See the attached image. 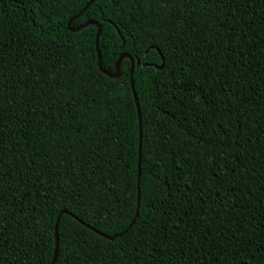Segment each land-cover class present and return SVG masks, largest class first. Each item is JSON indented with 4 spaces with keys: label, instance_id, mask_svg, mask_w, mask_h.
<instances>
[{
    "label": "trees",
    "instance_id": "obj_1",
    "mask_svg": "<svg viewBox=\"0 0 264 264\" xmlns=\"http://www.w3.org/2000/svg\"><path fill=\"white\" fill-rule=\"evenodd\" d=\"M89 0H0V264L67 209L138 207L131 59ZM136 62L139 213H70L54 264H264V0H95ZM161 52H160V51ZM162 68L157 67L163 62Z\"/></svg>",
    "mask_w": 264,
    "mask_h": 264
},
{
    "label": "water",
    "instance_id": "obj_2",
    "mask_svg": "<svg viewBox=\"0 0 264 264\" xmlns=\"http://www.w3.org/2000/svg\"><path fill=\"white\" fill-rule=\"evenodd\" d=\"M95 0H89L86 5L76 14L74 15L73 17L70 18L69 22H68V25L70 27V29H73V30H78L90 23H94V24H97L98 25V30H97V33H96V44H97V50H98V55H99V59H98V65L99 67L107 74H109L110 76L112 77H118L120 75V66H121V61H122V58L127 56L131 59V62H132V66H131V84H132V87H133V91H134V95H135V98H136V101H137V106H138V110H139V119H140V129H141V110H140V104H139V101H138V96H137V93L135 91V88H134V80H133V73H134V69H135V65H136V62H135V59L134 57L129 54V53H122L120 55V57L118 58V61L116 63V70L114 72H111L109 70H106L103 68L102 66V61H101V52H100V48H99V38H100V34H101V25L100 23H98V21L96 20H88L86 22H84L83 24L77 26V27H72L71 24L73 22V20L78 16L80 15L86 8H88ZM160 51V50H159ZM161 52V51H160ZM164 66V56H163V62L160 64V65H157V67L159 68H162ZM141 154H142V136H141V130H140V142H139V177H138V207H137V212H136V216L134 217L132 223L123 231L121 232H117V233H114V234H107V233H104L98 229H96L95 227H93L92 225L84 222L82 219H80L76 214H74L73 212L67 210V209H63L61 210L59 213H58V216H57V220H56V248H55V252H54V256L50 262V264H54L56 259H57V254H58V247H59V238H58V223H59V220H60V216L63 212H67V213H70L71 215H73L74 217H76L77 219H79L82 223L86 224L88 227H90L91 229L97 231L99 234L109 238V239H114L116 238L117 236H121L124 234L125 231H127V229L133 224V222L135 221L138 213H139V205H140V173H141Z\"/></svg>",
    "mask_w": 264,
    "mask_h": 264
},
{
    "label": "snow or ice",
    "instance_id": "obj_3",
    "mask_svg": "<svg viewBox=\"0 0 264 264\" xmlns=\"http://www.w3.org/2000/svg\"><path fill=\"white\" fill-rule=\"evenodd\" d=\"M143 135V128H142V118H141V136ZM141 165H143L144 163H146V161H141L140 162Z\"/></svg>",
    "mask_w": 264,
    "mask_h": 264
}]
</instances>
